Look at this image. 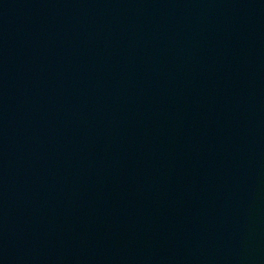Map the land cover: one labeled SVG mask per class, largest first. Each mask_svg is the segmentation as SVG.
<instances>
[{
	"label": "water",
	"instance_id": "obj_1",
	"mask_svg": "<svg viewBox=\"0 0 264 264\" xmlns=\"http://www.w3.org/2000/svg\"><path fill=\"white\" fill-rule=\"evenodd\" d=\"M0 264H264V0H0Z\"/></svg>",
	"mask_w": 264,
	"mask_h": 264
}]
</instances>
